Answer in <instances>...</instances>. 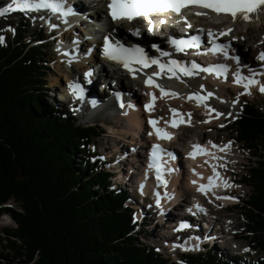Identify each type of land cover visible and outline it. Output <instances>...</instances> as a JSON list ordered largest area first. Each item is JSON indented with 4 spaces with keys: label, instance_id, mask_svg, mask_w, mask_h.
Instances as JSON below:
<instances>
[{
    "label": "trees",
    "instance_id": "16d2710c",
    "mask_svg": "<svg viewBox=\"0 0 264 264\" xmlns=\"http://www.w3.org/2000/svg\"><path fill=\"white\" fill-rule=\"evenodd\" d=\"M27 24L19 21L0 43V216L9 213L16 223L4 229L0 264H164L153 246L133 243L128 192L112 187L102 160H92L90 145L104 128L83 125L43 99L49 60L45 44L36 43L41 32L25 40ZM232 125L238 141L264 151V111L256 102L244 100ZM259 164L250 166L253 191L244 209L253 246L264 254V161ZM182 258L264 264V256L228 258L216 247Z\"/></svg>",
    "mask_w": 264,
    "mask_h": 264
},
{
    "label": "bare ground",
    "instance_id": "6f19581e",
    "mask_svg": "<svg viewBox=\"0 0 264 264\" xmlns=\"http://www.w3.org/2000/svg\"><path fill=\"white\" fill-rule=\"evenodd\" d=\"M68 1V0H67ZM84 1L87 0H82L80 2H82L80 4H76V2H74L73 0H69V4L66 6H72L73 9H75L76 11L79 9L81 10V12H83L82 10H85L87 16H93L92 12H90L92 10V7H85L84 5H86L84 3ZM93 1L95 3L94 0H90ZM95 10V14L98 13L101 9L100 5H96L93 4ZM191 11H194L195 13H202L199 9L197 8H191ZM210 15L207 14H203V15H196V17H198V22L193 23L194 22V18H192L189 22L188 25H195L197 26V28H203L206 29L207 31L209 29L214 30V28L219 25V30H217V32L219 33V31L221 32L222 30L225 29H231L230 31V36L229 38L232 39L233 44L237 47H240L242 49H247V43L245 42V40H243L240 35H246V36H250L248 34H252V31L254 30H259L260 28L264 27V6H262L260 9H258L256 12H253L250 14L251 18L249 20H244L242 18H237L235 20H233V18L231 17L230 14H222L221 16L218 15H214L213 13L210 12H206ZM52 15H55L54 17H59L61 20L63 19L61 16H59L57 13H52ZM98 15V14H97ZM162 15V14H160ZM159 14H156V16H160ZM165 18L169 17V14H164ZM174 20H179L180 16L179 15H174L173 16ZM204 18H211V22L208 23V25H205L202 21V19ZM65 21H69V22H63V25L68 26L70 23H75L76 21H73L70 17L66 16L65 17ZM78 23L80 22V25H86L85 20H78ZM120 25H126V23L124 22H120ZM80 26V27H81ZM87 26V25H86ZM238 26H241L242 29H238ZM255 27V28H254ZM76 28V27H75ZM82 28V27H81ZM254 28V29H253ZM83 30H85L84 28H82ZM250 29H253L252 31ZM137 30V29H136ZM134 32H136L134 30ZM101 33H108L109 34V38H112V32L110 31V28H103ZM134 36H136V34H133V36H130L128 38L123 37V35L120 37V39L125 42V43H131L134 40ZM233 37H235V39H233ZM80 38V37H79ZM83 39V38H82ZM260 39V43H264V37L263 38H257ZM150 38L145 37L144 39L138 41L139 43L143 44L146 41H149ZM96 41V40H95ZM95 41H90V44H92L91 42H95ZM154 41L158 42V39H154ZM80 43V41L78 40V42L76 41L75 43L73 42V46H75V44ZM160 43L162 44H166V42H162L160 41ZM258 45H255V47L257 48ZM85 43L83 45L80 46V48L78 49H83L86 50L85 48ZM76 48V47H75ZM60 50H63V48L61 47ZM88 51V49H87ZM246 52V51H245ZM247 53V52H246ZM154 57H158L159 53H153L152 54ZM77 56V55H76ZM76 56L72 58H70L68 55H64L61 53V58L62 59H67L68 63L71 62H77L78 61V65L82 64V59L77 58ZM91 56H93L95 59H97L98 61H100L101 59L107 61L109 63L108 66L110 67H105L103 65H101V62L98 64V67L100 68V70H104L105 71V75L107 76V78H113V82L117 83V85L123 89L125 92L124 97L127 101L125 107L123 109L120 108L119 110V117L120 119H124L125 121V126H124V131L120 132V135L124 137H128L130 140V144L132 145H143L145 143L144 140H137L135 141V137L137 136V134L141 133V132H145L144 135V139H154V134H156L153 125L149 123V120H155L156 121V127L161 128V129H165V127H172L174 129V134H173V140H172V144L171 147L175 148L174 151H176L178 153V155H182V159L184 161V166H180L178 161H175L174 163V169H175V174H174V181L171 184L170 187H168L167 185H159L157 184L156 187H158L159 191L165 194V199H167V196H170V190H176V193H179L180 196H186V198L188 200H190L191 202H193V205H195L196 203H199L203 209L204 207H211L212 210H210V213L207 214L205 217L208 218H201L199 219L195 225L191 228L194 232V234H191L190 237H186L184 241H176V240H172L171 237H169L168 235H166V237H163V230H159L160 234H157V236L159 237V239L161 240L162 243L164 244H168V245H184V248H181L182 250H187V249H192L194 247H192L193 245H197V241L195 239H197L196 237H202L203 239H206L208 241H218L223 235H224V230L222 231L220 228V224L223 222L226 227H232V224L234 221H230L229 218L226 216V214H223L221 208L220 211H218V205L216 203V200H222L224 203L229 202L230 200H236L237 196V192L235 190L234 184H235V179H233L232 177H229L227 175V170H225L224 165L226 164L225 162H237V158L236 155L237 153L234 152V143L232 141H227L224 143H220V141L213 139V138H204L203 135L200 137L201 139H199V136H194L195 134H190L189 136L186 134H182L180 133V129L181 128H177L173 127L171 124V121L173 119L180 121L183 120L184 122L179 123L178 125L181 126V124H188L192 125L190 123H193L192 119H191V112L187 109H185L183 106H177L175 105L178 101L179 102H184L189 100L188 96L193 94V93H199L201 96H207V94H205L203 92V90H207L208 93L211 92L212 95L208 96L207 99L203 102H198L195 98L194 101L191 98L190 100H192V102L190 101V103H194V105L199 106L202 108V110L204 111V114H206L208 116V119L211 120L212 117L216 114L213 113V109L215 110V108L212 105V101H216V100H230L232 99L231 97L228 96V92L230 91L229 86L230 87H235L238 88L239 91L240 88L244 90L243 84H237L233 82V76L232 73L234 71L237 70V68L239 67L240 72L245 75L248 76L250 75V70L246 69L245 67V74L243 73L242 69L240 66L237 67H231L230 64L223 62L220 64H225L228 65V69H227V74L226 77L225 76H215V75H210V73L208 72H204L201 70H196V74L195 75H191V76H184L182 73L179 74L180 78L177 79L175 76H169L167 74H163L161 73L160 76L156 77L157 83L158 84H162L166 90H170L168 92H166V94L161 95L160 89L156 88L154 86L148 85L145 83V79H147V77L149 76L148 74L151 75V73L155 72L154 68L152 66H149L147 68H140V66L138 65H133L134 68H137L139 70H137L135 73H130L126 68H124L120 63H118L115 60H110L108 59L106 56L103 55L100 57V53H96L95 50L93 51V53L88 54L86 56H84V59H89ZM99 57L101 59H99ZM185 58V57H184ZM61 60V59H60ZM160 60H164L161 59ZM172 60V59H170ZM185 64L186 66H190L193 62H195L196 64H199L202 68H205V64L200 61L199 59L195 58H185ZM258 61V60H257ZM253 63L252 62H248L247 63V67L249 68L250 66H252ZM207 67V66H206ZM97 68V67H96ZM96 68H90V70H88V72L93 76H91V79L88 81L87 79H83V76L79 75L78 78H69L66 81V84L68 85L69 81L75 82V83H82V84H86L87 86H89V90L90 92L82 97V104L79 105V113L81 115V118L84 119V117L90 119L95 115V109L97 108L96 105L97 103H95L94 105L89 106L86 101L88 100L89 95L91 94V90H93V88L96 90L97 93H99V89L97 90L98 86L100 85V81H104L102 80V78L99 80L98 79V72L94 71V69L96 70ZM254 68V67H253ZM261 67H259L260 70ZM72 70H77V67H72ZM256 68H254L253 70H251V72L256 73L257 72ZM231 72V73H230ZM259 73H261V71H259ZM258 74V73H257ZM69 74H67L68 77ZM231 76V77H229ZM260 77V78H259ZM255 75V79L259 82V84H261V76L259 75ZM109 82V81H108ZM107 82V83H108ZM106 86H109L110 83L107 84ZM264 83V81L262 82V84ZM135 84H138L141 87V90L144 91V95L146 94V97H141V93L138 91L137 87L134 86ZM201 85H203V87H201ZM113 86L114 85H110L109 90L107 91L106 89L104 90L106 92V97L108 98V103L107 106H113L114 102L115 104H117V98L113 95ZM252 86V90H255V88H257L258 85H251ZM69 88H66V90ZM249 91H250V87H249ZM260 91V90H259ZM103 92V90H102ZM151 92L156 99L153 102V106L151 108V110L146 109L145 105L148 104L149 100L151 99V97L148 95V93ZM171 92H175L178 93V95H171ZM245 92V91H242ZM261 92V91H260ZM264 93V92H263ZM98 98L101 96V93H99ZM212 98V99H211ZM163 100L164 102L167 101L169 103V106H172V109H176L177 111L175 113H173L171 111V115L170 117V121H168L166 118H164L163 116H161L158 111H157V106L159 105L160 101ZM132 101L133 105H130L129 102ZM226 101V102H227ZM172 102V103H170ZM217 102V101H216ZM229 102V101H228ZM207 105V106H206ZM107 106L102 107L101 111H104L107 109ZM82 110V111H80ZM83 114V116H82ZM190 114V115H189ZM219 118V117H218ZM113 131L117 132V127L113 126ZM119 128V127H118ZM124 133V134H123ZM151 133V134H150ZM130 134V135H129ZM120 139L122 137H119ZM200 141V143H203V145L205 144V146L211 148V154H208L206 157L204 158H196V157H188L187 155V147L189 146V144L192 141ZM121 141V140H120ZM209 141H211V143H209ZM229 142H231L229 144ZM213 145H216L217 147H213ZM225 145H227V147H225ZM122 148V147H121ZM120 147H118V149L121 151V155L118 159L119 162H117V166L119 165V167L121 168L122 172H124V178H126V184H129V186H134L137 182V180H140L139 184H140V190L142 191V195H145L146 193L143 191H147L149 189V187H151V183H152V179L150 178V182H148L147 180H145L142 176H141V165L143 164V160H142V154L141 155H134L133 152L132 154H128L125 155V150L121 149ZM143 152V151H141ZM234 152V153H233ZM139 153V152H138ZM236 153V154H235ZM186 154V157H185ZM180 162V161H179ZM190 163V169L189 170H185V167H187V164ZM115 166V164L113 165V167ZM213 166H215V170L216 173H219V178L215 181V183L217 184L219 181L221 182V184L224 185V182H226L228 184V187L224 186V189H232L231 191H222V192H218L217 188L218 186L216 185L213 190L207 192V194H202L200 192L197 191V187L200 184L199 180L197 179V184H193L192 181L195 180L194 177L198 176V177H205L207 180L209 177L214 176L215 173L213 172ZM153 168H151L152 170ZM193 169H195V171H193ZM148 177V176H146ZM227 180L229 181V183L227 182ZM215 190V191H214ZM174 194V193H172ZM230 196V197H229ZM219 197V198H218ZM164 200V198L162 197V201ZM144 210V211H143ZM142 212H146L147 213V209H145L144 207L141 208ZM182 210L178 207L177 210H174V213H181ZM146 213L144 214V216L146 215ZM143 216V215H142ZM191 216V215H190ZM211 217H218L219 221L213 220ZM184 218V215L182 216V219ZM227 222V223H226ZM170 224L169 222H166L164 227ZM171 225V224H170ZM180 225V224H179ZM168 229V228H167ZM176 229V227L171 226L170 227V232H174ZM189 229V228H186ZM158 233V232H157ZM197 235V236H196ZM198 237V238H199Z\"/></svg>",
    "mask_w": 264,
    "mask_h": 264
},
{
    "label": "rangeland",
    "instance_id": "374dc122",
    "mask_svg": "<svg viewBox=\"0 0 264 264\" xmlns=\"http://www.w3.org/2000/svg\"><path fill=\"white\" fill-rule=\"evenodd\" d=\"M82 5V2H81ZM21 18L19 17H14V16H6V17H1L0 19V36H2L4 38L5 34H14V28L16 26V22ZM56 19L59 18H54V20H51L49 22H47L48 19L43 20L42 24L36 23V21L34 19L30 20L29 25L27 24L26 26V31H25V36L26 39L25 40H30L32 34L36 31V32H41L42 34H44L45 39L43 41H36V43H44L45 48H46V52H47V59L49 60V66H50V70L48 72V74L46 75V79H47V84L49 87V90L46 91L45 97L43 98L47 104L49 105H55L56 107V112L57 111H63L65 114L68 112H74L75 114H77L80 117V113L78 111H76V107H72V105H70V102H72V100H70L68 97L66 98V81L70 76L73 75H82L83 71L86 69L87 66L90 67V65H94L96 63V59L92 60L90 59L91 62H87V63H82L81 64V68L79 70H77V73H73V70L70 68L69 63L67 61V59H62L61 53L62 51L60 50V47H58L56 45V38L55 36H51L48 34V32H50L53 28H58L59 24L55 23L54 21ZM27 21L28 19L25 18L22 19L23 21ZM209 20L208 19H203L202 22L206 25L208 24ZM31 23V24H30ZM52 25H56L57 27H52ZM79 24H76L75 26H70L68 25V27H66L65 32H68L71 35L77 36V35H81L80 31L84 32L81 28H79ZM221 26V25H219ZM219 26L217 28V26L215 27V29L219 30ZM77 27V28H75ZM255 28V27H254ZM253 28V29H254ZM238 29H242L241 26H238ZM253 29H250L251 31ZM48 34V35H46ZM250 36H246V35H240V37L243 39L247 37V41L250 37H257V38H263L264 37V27L260 28L259 30H253L252 34H248ZM244 40V39H243ZM88 43V42H87ZM87 46V45H86ZM252 49V48H251ZM61 59V60H60ZM101 59V58H99ZM101 62L105 63V65H109L106 61L101 59ZM74 63V62H73ZM254 64L257 66H260L258 64V61L254 60ZM73 67V66H72ZM77 67H80V65H78ZM261 67V66H260ZM263 67V66H262ZM257 70V69H256ZM263 71V70H262ZM261 71V72H262ZM257 73H259V71L257 70L256 75H258ZM67 74L68 77H67ZM104 73L101 74V76H105L103 75ZM260 76L262 78V82L264 81V71L262 72V75L260 73ZM110 85H113L112 81L109 82ZM108 84V83H107ZM109 86H107V91L109 90ZM134 86L137 87L138 91L141 93V97H146V94L144 95V91L141 90V87L138 84H135ZM230 91L228 92V96L231 97L232 99L230 100H216V101H212V105L215 108V111H213V113L215 114L211 120L208 119V116L206 114H204V111L202 110L201 107L199 106H195L194 103H190L189 101H184L182 102H177L175 105L180 106L182 105L185 109L189 110L192 114L191 119L193 121V123H190L192 125H189V123L187 124V126H183L180 129V133L182 134H186L189 136L190 134H195L194 136H199V139H201L200 137L203 135L204 138H213L216 139L218 141H220L221 143L227 142L228 140L232 141L234 143V152L237 153L236 158H237V162H232L230 163L225 162L226 164L224 165L225 170H227V175L229 177H232L233 179H235V184L234 187L236 192H237V198L235 201L238 202L237 205L235 206H229L226 207L223 206V203H220V201L218 202V211H220L221 209L223 214H226V216L229 218V220L233 222L232 224V228L233 231L237 232V235H235V238H233V236L231 235V233H229L228 228H226V225L223 224V228L224 229V235H226V239L229 240H233L235 239V242L237 244L240 243H244V244H250L253 246L254 244V240H253V234L249 231V229L246 227V212L248 213L247 209H244V206L246 205V200L249 198L250 194L253 191V186L249 184V182L247 180H249V176L251 175L250 173V166L252 167H261V164H259V162L264 161V151L263 150H259L257 149L255 146L254 147H248L247 145L243 144L242 142L238 141L235 138L236 133L234 132L233 129V122L234 120L237 118L239 112H240V108H241V103L244 102V100H253L254 102H256L260 108L264 111V93L260 92V91H253L252 90V86H250V91H253L252 93L250 91L248 92H242L245 91L243 90V88L239 91L238 88L235 87H230L229 86ZM203 92L205 94L208 93L207 90H203ZM64 98H66V102H64ZM212 99V98H211ZM227 101V102H226ZM172 103V102H170ZM158 108V113H162L163 117L164 115H166L167 113H169V103L167 101H163L161 100L159 105L157 106ZM73 108V109H72ZM82 111V110H80ZM83 116V114H82ZM106 115L102 116V119L105 118ZM108 116H111V114H109ZM219 117V118H218ZM79 119V118H78ZM87 121V122H84ZM94 122L95 120L93 118H90L88 120L85 119H79L78 122L85 125V123H89V122ZM108 122L112 123V125L115 127H117V132H122L124 131V124L125 121L124 119H121L119 117H110ZM119 127V128H118ZM116 136L115 134H110L109 135H102L101 138L96 139L95 143L96 146L91 145L90 149L93 152L94 149L96 148L98 150L99 154H106L107 155H111L110 151H106V147H111L112 145H116V143H119V139L116 140V138L114 137ZM118 136V135H117ZM119 137H122L121 135H119ZM120 139L121 141H123V139ZM116 143H115V142ZM121 144V143H120ZM120 144L117 145V148L120 146ZM123 146L125 147V149H127L128 151H131L130 147H129V141H124L123 142ZM122 146V148H123ZM95 147V148H94ZM121 148V146H120ZM121 148V149H122ZM233 152V153H234ZM235 153V154H236ZM75 162H77V160L75 159ZM111 165V164H110ZM109 165V166H110ZM116 170H119V168H116ZM126 178H124V172H122V170H120L119 172V177H118V181L121 183L122 188L129 190V195L131 194L132 198V204L133 208L136 210L135 211V221H137L136 226L133 230L134 235H135V240L133 241L134 244L136 245H141V244H149L152 246H157L160 245L159 241L161 242V239H159V237L157 236V234H160L159 230H163L166 228L165 222H160V221H156L154 219V216H148L143 218L142 215H144L146 212H142L140 213L141 207H145V208H149L150 204H152L154 198L150 196L151 198V203L150 201H146L144 203L143 199L139 198V190L136 189L137 186H129V184H126ZM113 183L116 185L117 183L115 181H113ZM149 198V199H150ZM233 201V200H230ZM129 203V202H128ZM143 203V204H142ZM9 204H14V202H11ZM151 208V207H150ZM221 208V209H219ZM144 211V210H143ZM258 211V210H257ZM138 219H142L143 222H140V220L138 221ZM16 225L15 221L12 219V217L10 216L9 213H4L0 216V253H6V250L4 249L2 243H1V239H5V228H10V227H14ZM145 230L148 231V233L144 232ZM158 232V233H157ZM185 235V237H188L189 232H184L183 236ZM222 236V237H223ZM255 237V236H254ZM216 246L217 248H219L221 251H223L222 253H224L225 257H230L234 255V253L229 252L227 250L221 249L220 247H223V240H218L216 241ZM246 246V245H245ZM161 251V255L163 256V259L165 258V262L164 264H174V261L177 260V257L180 256V252H176L175 256V252L173 250H168V249H163L158 247ZM200 248V247H198ZM202 251V248H200ZM157 250V249H156ZM205 250V249H203ZM255 252L254 254L252 253V256H248V255H244L245 257L243 259H262L264 254L263 251L260 249H254ZM240 256V255H238ZM162 264V263H161ZM184 264V263H183Z\"/></svg>",
    "mask_w": 264,
    "mask_h": 264
},
{
    "label": "snow or ice",
    "instance_id": "6c2138e0",
    "mask_svg": "<svg viewBox=\"0 0 264 264\" xmlns=\"http://www.w3.org/2000/svg\"><path fill=\"white\" fill-rule=\"evenodd\" d=\"M12 5L15 6L12 9ZM189 5L197 6L205 9H209L217 14L224 13L230 14L233 20L237 18H242L244 20H249L251 18L250 14L256 12L262 6H264V0H110L108 8L110 9V15L113 20L117 19H128L133 20L136 17L147 16L149 13L156 11H174L180 13L182 8H185ZM10 9L19 10L21 12L28 11H39L40 9H46L52 13H59L61 17H66L72 12L70 7L66 6L65 0H12V3L7 7L0 8V15L7 13ZM205 13H196V15H203ZM35 19V17H33ZM41 19H43L41 17ZM163 22V21H162ZM56 27V25H52ZM152 25L149 23V30H151ZM203 31V30H201ZM231 29L226 31L219 32L218 35H225L227 32H230ZM138 34V30L136 33ZM208 37L213 41L212 48L209 49L213 52L221 51L227 55V45L214 43L216 38V33L211 29L207 31ZM235 39V37H233ZM4 38L0 36V43H3ZM172 44L176 46L177 51H183L187 47H198L199 38L192 37L190 40L185 39H173ZM153 47H156L153 45ZM103 55L110 60H115L120 63L124 68H126L130 73H135L137 68H134L133 65H138L140 68H147L150 65H157L159 71L151 73L150 76L145 79V83L156 88L160 89L161 95L166 94L170 90H166L162 84H158L155 77L165 73L169 76H175L177 79L180 78L179 74L184 76H191L196 74V70H201L204 72H215L217 76L225 75L227 73L228 65L217 64L210 65L206 68H202L199 64L193 62L190 66H185L182 62L177 60H169L167 63H161L157 57H148L144 52V49L140 48L138 45H131L125 47L124 44H121L119 41L112 43L108 37L104 39V51ZM162 56H167L168 53L161 52ZM238 60V58H235ZM258 59L264 60V52H261L258 56ZM256 73L251 72L250 75H243L239 67L236 71L232 73L233 82L237 84H243L245 92L249 91L251 85H259V90L264 92V84H259V82L254 78ZM203 87V85H201ZM69 91H71L74 96L81 97L83 96V88L79 83L69 81L68 83ZM171 95H178V93L171 92ZM148 95L151 97L148 104L145 105L146 109L151 110L153 102L156 97L149 92ZM212 93H207V96H201L199 93H193L189 98H195L198 102H203L207 99L208 96H211ZM119 96V94H117ZM123 106V105H121ZM207 106V105H206ZM175 113L176 109H171ZM213 111H215L213 109ZM190 115V114H189ZM184 122L183 120L177 121L173 119L171 124L173 127L178 126L179 123ZM149 123L153 125V128L156 132L157 139H170L172 134L165 131L164 129L156 127L155 120H149ZM151 134V133H150ZM211 143V141H209ZM231 142H229L230 144ZM213 147H217L213 145ZM227 147V145H225ZM193 151L189 152L188 155L195 157L198 153H206L207 150L198 144L192 145ZM165 152V149L161 147L160 144L156 143L152 145V152L150 157V168H155L157 180L162 184H167L168 181L164 179L161 171V153ZM169 157L174 158L172 153H167ZM167 171H172L173 169L168 168ZM195 171V169H193ZM214 176L208 178L207 184H199L197 191L207 194L208 191L212 190L216 185L215 181L219 178V173H216L215 166H213ZM193 184H197L196 180L192 181ZM224 186L228 187V184L224 182ZM219 198V197H218ZM159 198H157L156 203L159 204ZM197 210L205 211L203 207L196 203L194 205ZM188 225L184 222H181L180 228L187 227ZM173 247L184 248V245H173ZM192 247H198V245H193Z\"/></svg>",
    "mask_w": 264,
    "mask_h": 264
}]
</instances>
